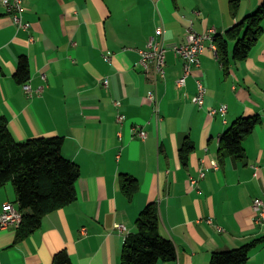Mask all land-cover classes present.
I'll return each mask as SVG.
<instances>
[{
  "label": "crops",
  "instance_id": "0c3cea01",
  "mask_svg": "<svg viewBox=\"0 0 264 264\" xmlns=\"http://www.w3.org/2000/svg\"><path fill=\"white\" fill-rule=\"evenodd\" d=\"M231 1L23 0L27 29L0 4V118L17 141L62 137L63 156L80 169L76 200L45 215L39 229L18 241L17 228L0 229V264H52L60 250L72 264H120L123 243L150 202L158 205L161 234L177 248L175 261L158 264H209L214 251L253 240L246 264H264V227L251 207L264 197V31L227 71L205 40L200 65L177 85L185 62L174 47L190 25L224 35L264 0H235V15ZM158 26L164 34L156 37ZM153 36L167 49L164 78L140 64L138 49ZM22 55L30 66L25 84L13 77ZM197 79L206 87L201 106L193 101ZM222 104L224 115L210 114ZM250 116L260 120L244 141V158L220 164L223 132ZM186 143L193 149L184 164ZM122 173L138 180L131 200L121 191ZM6 202L17 207L9 183L0 188V213Z\"/></svg>",
  "mask_w": 264,
  "mask_h": 264
},
{
  "label": "trees",
  "instance_id": "16d2710c",
  "mask_svg": "<svg viewBox=\"0 0 264 264\" xmlns=\"http://www.w3.org/2000/svg\"><path fill=\"white\" fill-rule=\"evenodd\" d=\"M175 1V0H173ZM237 3L232 0L230 12L236 14ZM264 1L253 13L230 27L224 35H214L213 42L219 62L227 71L230 61L245 60L264 31ZM230 42H233L230 51ZM2 70L0 65V71ZM15 81L25 84L30 78L28 58L22 55L13 74ZM258 116L235 119L223 132L218 147L219 163L226 156L241 160L245 156L244 141L259 122ZM63 138L37 137L17 141L10 132L7 121L0 118V188L11 183L15 192L21 222L17 228L16 241L29 236L40 228L45 215L62 208L77 198L76 182L80 176L79 166L62 154ZM193 149L186 143L180 150V159L187 163ZM138 180L122 173V193L131 200L138 191ZM137 231L129 235L122 247L120 264H158L172 262L177 258L174 242L160 232V214L155 202L148 203L135 220ZM256 240L237 248L214 251L209 264H246L249 252ZM52 264H72L65 250L58 251Z\"/></svg>",
  "mask_w": 264,
  "mask_h": 264
},
{
  "label": "built area",
  "instance_id": "2783aa9c",
  "mask_svg": "<svg viewBox=\"0 0 264 264\" xmlns=\"http://www.w3.org/2000/svg\"><path fill=\"white\" fill-rule=\"evenodd\" d=\"M0 4L3 5L7 12L10 14L12 21L17 26V28L27 29L30 26L29 22L23 21V12H24V3L23 0H0ZM213 31V30H212ZM164 34V28L158 26L155 31V36H161ZM153 36L149 38L146 46L144 48L138 49L140 54V64L145 70L148 69L149 64H152L155 72L161 77H165V62H166V52L167 49L163 44ZM209 39L212 42V47L216 48L213 44V37L211 33H197L193 30L192 25L187 29L186 41L184 43L178 44L174 47V50L178 55L184 59V68L182 77L177 80V85L179 87L184 86L187 76L191 72L192 65L198 67L200 65V54L204 51L205 40ZM30 40H34V37L31 36ZM106 59H108L106 57ZM103 84L107 86V79L103 80ZM28 89V87H27ZM206 94V87L204 86L201 79H197V93L193 97V101L201 106L204 101V96ZM147 97L150 100L155 99L153 92H148ZM116 106H120V102H115ZM227 111V105L222 104L218 108L210 110V114L221 113L224 115ZM117 121L121 123L124 120V115L122 113L117 114ZM138 135L141 138L146 136L144 131L138 132ZM199 177H204V172L199 173ZM197 181L196 178H191L192 184ZM254 211L257 213L256 222L264 227V200L255 199L253 205ZM21 213L13 212V204L11 202H6L2 206L0 213V229H5L9 226L18 228L21 222ZM120 231H124L125 227L122 224L116 226Z\"/></svg>",
  "mask_w": 264,
  "mask_h": 264
},
{
  "label": "rangeland",
  "instance_id": "374dc122",
  "mask_svg": "<svg viewBox=\"0 0 264 264\" xmlns=\"http://www.w3.org/2000/svg\"><path fill=\"white\" fill-rule=\"evenodd\" d=\"M256 169L258 168L257 166L255 167ZM10 185H11V183H9ZM262 199V200H264V197H255L253 200H252V205H251V207H252V210H253V214H254V219H255V221H256V219L258 218L257 217V213L254 211V209H253V205H254V202H255V199ZM257 217V218H256ZM264 217V216H263Z\"/></svg>",
  "mask_w": 264,
  "mask_h": 264
},
{
  "label": "bare ground",
  "instance_id": "6f19581e",
  "mask_svg": "<svg viewBox=\"0 0 264 264\" xmlns=\"http://www.w3.org/2000/svg\"><path fill=\"white\" fill-rule=\"evenodd\" d=\"M215 162H216V161H215ZM213 165H214L215 167L218 166L217 163H216V164L213 163ZM13 212H19L18 209H17V207H16L15 205H13Z\"/></svg>",
  "mask_w": 264,
  "mask_h": 264
}]
</instances>
